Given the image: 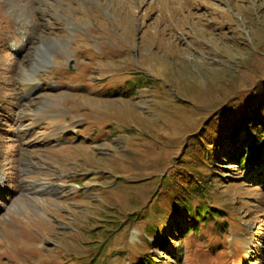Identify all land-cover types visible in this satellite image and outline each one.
<instances>
[{
    "label": "rangeland",
    "instance_id": "obj_1",
    "mask_svg": "<svg viewBox=\"0 0 264 264\" xmlns=\"http://www.w3.org/2000/svg\"><path fill=\"white\" fill-rule=\"evenodd\" d=\"M262 77L264 0H0V264H264L263 150L193 143ZM186 160L227 229H178Z\"/></svg>",
    "mask_w": 264,
    "mask_h": 264
},
{
    "label": "trees",
    "instance_id": "obj_2",
    "mask_svg": "<svg viewBox=\"0 0 264 264\" xmlns=\"http://www.w3.org/2000/svg\"><path fill=\"white\" fill-rule=\"evenodd\" d=\"M129 83V82H128ZM259 86L253 87V91L248 94V90L241 94H238L233 100V105L229 107L226 106L223 110V115H215V122L213 128L210 129L209 133L206 135L198 134L197 140L193 141L194 145L200 146L199 150L196 151V155L199 157V161L203 164V168L210 167V172L208 174L214 175L215 169L218 166L215 164V160L210 159L207 155L215 152L218 157L225 155H231L238 161L241 166H246V155L239 154L240 146H238L239 134L242 130L247 131L245 141L250 139L249 144L245 143V147H255L259 150L264 151V77L261 78ZM251 89V88H250ZM253 93V94H252ZM250 96V97H249ZM238 99H243L239 101ZM213 117V118H214ZM232 144V148L227 149V141ZM245 148V149H246ZM212 149V150H211ZM211 150L212 152H209ZM262 152V154H264ZM199 152V153H198ZM181 170L174 173L177 176L173 178L174 182L170 183V189L173 191V197L171 202L175 205H183L186 208L188 220H190L191 225L186 230L181 226L178 228L180 232H183V237L188 239L189 234H197L200 231L199 223L212 224L214 229L223 231L229 226L227 216L229 214L230 203L229 199H226L228 207L224 208L220 206L221 202L224 201H211L206 200L211 193V186L213 180L208 181L207 174H203L197 168H189L190 160L184 162ZM203 170V169H201ZM207 178V179H206ZM169 186H165V190H170ZM170 190V191H171ZM194 201H198L197 205H194ZM236 214V213H232ZM222 218L221 222H218ZM173 219V217H172ZM165 226L162 227L160 231L154 232L152 235L156 238L158 243L163 244L166 239ZM182 238L180 243H182ZM181 255V252L175 253L172 256ZM153 257H145L144 259H139L135 264H153ZM54 260H50L53 262ZM42 264V259L40 262ZM178 264V262H176Z\"/></svg>",
    "mask_w": 264,
    "mask_h": 264
}]
</instances>
